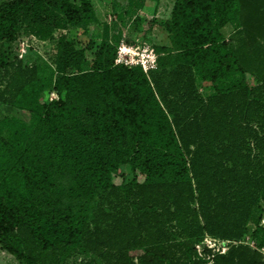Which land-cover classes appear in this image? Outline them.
<instances>
[{
    "label": "trees",
    "instance_id": "1",
    "mask_svg": "<svg viewBox=\"0 0 264 264\" xmlns=\"http://www.w3.org/2000/svg\"><path fill=\"white\" fill-rule=\"evenodd\" d=\"M41 2L0 0V104L33 121L0 122L1 250L18 264H209L206 236L242 242L264 202V0H175L156 69L112 61V96L87 125L79 107L45 105L38 69L3 50ZM60 174L70 210L53 197ZM210 261L264 257L238 244Z\"/></svg>",
    "mask_w": 264,
    "mask_h": 264
},
{
    "label": "rangeland",
    "instance_id": "2",
    "mask_svg": "<svg viewBox=\"0 0 264 264\" xmlns=\"http://www.w3.org/2000/svg\"><path fill=\"white\" fill-rule=\"evenodd\" d=\"M57 1H63V4ZM174 2L175 0H44L41 3L46 10L35 18H23L18 41L3 45V50L10 62L19 60L24 66L38 69V78L44 82L40 95L45 105L63 101L69 107H79L83 123L87 125L92 120L88 107L93 105L100 111L112 96L115 80L113 76L110 78L104 74L112 61L113 68L125 67V59L130 60L133 56L137 64L139 61L142 63V60L147 61L153 54L157 64L155 47L170 45L163 23L170 17ZM78 9L81 11L78 12ZM153 22L156 23L155 27L151 26ZM222 33L224 39L229 40L234 27L229 25ZM121 57L124 58L123 62L117 64L116 60ZM133 68L143 70L142 66ZM4 82L5 79L0 74V87L5 85ZM198 86L200 94L206 97L200 82ZM208 90L213 92L211 88ZM4 120L21 122L28 129L33 127L28 114H21L0 104V122ZM32 147L31 157H39L38 151ZM68 187L67 179L62 174L55 176L53 197L66 210H70L75 201L68 192ZM242 242L264 257V202L261 201L253 214ZM231 246L232 244L221 243L214 248L212 255L218 251H228ZM211 257L203 254L200 258L209 260V264H212ZM0 259V264H7L12 258L2 254L0 247ZM85 259V255L76 252L67 264H83ZM11 261L18 264L13 259Z\"/></svg>",
    "mask_w": 264,
    "mask_h": 264
},
{
    "label": "built area",
    "instance_id": "3",
    "mask_svg": "<svg viewBox=\"0 0 264 264\" xmlns=\"http://www.w3.org/2000/svg\"><path fill=\"white\" fill-rule=\"evenodd\" d=\"M123 59L124 58H122V57L117 59L116 63L117 64H121L123 62ZM124 66L127 67V68H133L134 66H136V67H141L142 66V68L145 71V73H147L148 71L155 70L157 64H156V60L154 59V55L151 54L148 57L147 61L146 60H142V63L139 61V62H137V64L135 63V59H134L133 56L130 57V60H126L125 59L124 60ZM221 243L232 244V246L238 245V244H245L244 242H239L238 243V242L223 241V240H219V239H216V238H213V237H210V236H206V238L204 239L203 243H201L200 245L196 246V250H197L199 258L203 257V254L204 255L206 254V249L210 250V251H215L214 248L217 247V245H220ZM230 249H228V251H226V250H223L222 252L218 251L217 254H213L211 259L214 258L215 255H226L227 252H229Z\"/></svg>",
    "mask_w": 264,
    "mask_h": 264
},
{
    "label": "crops",
    "instance_id": "4",
    "mask_svg": "<svg viewBox=\"0 0 264 264\" xmlns=\"http://www.w3.org/2000/svg\"><path fill=\"white\" fill-rule=\"evenodd\" d=\"M158 4H159V3H157L156 5L158 6ZM150 7H153V6L151 5ZM1 253L4 254V255L9 256V257L12 258L13 260H15V259H14L11 255H9L7 252H4V251L1 250ZM12 259H10V260L7 262V264H14V263H13L14 261H11ZM15 261H16V260H15ZM16 262H17V261H16ZM0 263H2V259H0ZM4 263H5V262H4Z\"/></svg>",
    "mask_w": 264,
    "mask_h": 264
}]
</instances>
